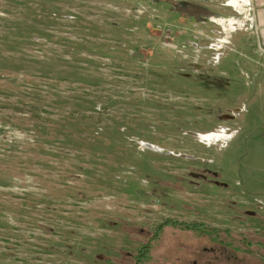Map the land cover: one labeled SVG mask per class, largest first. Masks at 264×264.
Here are the masks:
<instances>
[{
	"label": "rangeland",
	"instance_id": "374dc122",
	"mask_svg": "<svg viewBox=\"0 0 264 264\" xmlns=\"http://www.w3.org/2000/svg\"><path fill=\"white\" fill-rule=\"evenodd\" d=\"M246 1L0 0V264H135L167 220L211 232L167 226L146 264L264 241Z\"/></svg>",
	"mask_w": 264,
	"mask_h": 264
},
{
	"label": "flooded vegetation",
	"instance_id": "af4514ba",
	"mask_svg": "<svg viewBox=\"0 0 264 264\" xmlns=\"http://www.w3.org/2000/svg\"><path fill=\"white\" fill-rule=\"evenodd\" d=\"M200 229L202 235L211 232ZM214 232L220 233L216 229ZM226 234L225 237L201 236L197 249L194 246L188 253L191 259L187 264H264V241Z\"/></svg>",
	"mask_w": 264,
	"mask_h": 264
},
{
	"label": "crops",
	"instance_id": "0c3cea01",
	"mask_svg": "<svg viewBox=\"0 0 264 264\" xmlns=\"http://www.w3.org/2000/svg\"><path fill=\"white\" fill-rule=\"evenodd\" d=\"M249 6L253 7L254 33L257 37L258 46L264 50V0H248Z\"/></svg>",
	"mask_w": 264,
	"mask_h": 264
},
{
	"label": "trees",
	"instance_id": "16d2710c",
	"mask_svg": "<svg viewBox=\"0 0 264 264\" xmlns=\"http://www.w3.org/2000/svg\"><path fill=\"white\" fill-rule=\"evenodd\" d=\"M167 226H180L181 228H194V229H198L200 228V225L194 224V225H188L185 223H178V222H174L171 220H167L165 221L160 227H158L156 229V233L155 236L152 239V244L154 243V241L160 237V235L163 233L164 228ZM150 245H147L146 247H144L139 254H137L135 260L136 263L135 264H146L149 261L150 255H151V247Z\"/></svg>",
	"mask_w": 264,
	"mask_h": 264
},
{
	"label": "bare ground",
	"instance_id": "6f19581e",
	"mask_svg": "<svg viewBox=\"0 0 264 264\" xmlns=\"http://www.w3.org/2000/svg\"><path fill=\"white\" fill-rule=\"evenodd\" d=\"M229 1V5H231V6H238L240 3L239 2H242L243 0H228ZM246 4H244L243 6H245V7H249V4L250 3H248V1H246L245 2ZM228 5V6H229ZM221 22H223V24H225L226 25V23H225V21H221ZM229 24H227L226 25V28L225 29H230V28H232L233 26H235L236 24H238V22H236V20L235 19H231V20H229V22H228ZM226 41L225 40H222V41H220V43H225ZM231 137H233V136H231ZM220 138V137H219ZM219 138H215V140H219ZM202 139H205L204 137L202 138Z\"/></svg>",
	"mask_w": 264,
	"mask_h": 264
},
{
	"label": "built area",
	"instance_id": "2783aa9c",
	"mask_svg": "<svg viewBox=\"0 0 264 264\" xmlns=\"http://www.w3.org/2000/svg\"><path fill=\"white\" fill-rule=\"evenodd\" d=\"M253 13H254L253 7L250 5L248 7V21H249V26L251 27V29L254 28V15H253ZM228 22H229V20H228ZM218 57H220V56L218 55ZM215 58H217V57H215Z\"/></svg>",
	"mask_w": 264,
	"mask_h": 264
}]
</instances>
